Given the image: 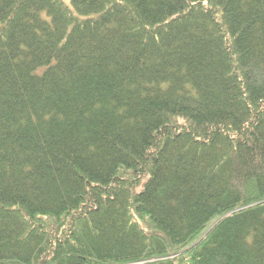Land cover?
Wrapping results in <instances>:
<instances>
[{
	"label": "trees",
	"instance_id": "1",
	"mask_svg": "<svg viewBox=\"0 0 264 264\" xmlns=\"http://www.w3.org/2000/svg\"><path fill=\"white\" fill-rule=\"evenodd\" d=\"M0 264H264V0H0Z\"/></svg>",
	"mask_w": 264,
	"mask_h": 264
},
{
	"label": "rangeland",
	"instance_id": "2",
	"mask_svg": "<svg viewBox=\"0 0 264 264\" xmlns=\"http://www.w3.org/2000/svg\"><path fill=\"white\" fill-rule=\"evenodd\" d=\"M67 1H69V0H67Z\"/></svg>",
	"mask_w": 264,
	"mask_h": 264
}]
</instances>
